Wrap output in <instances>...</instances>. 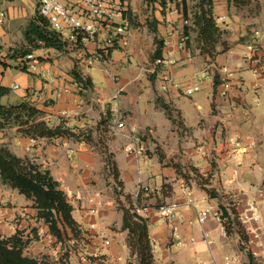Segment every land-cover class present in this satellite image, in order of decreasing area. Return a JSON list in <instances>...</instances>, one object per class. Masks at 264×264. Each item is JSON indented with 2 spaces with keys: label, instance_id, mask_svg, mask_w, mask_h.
Here are the masks:
<instances>
[{
  "label": "crops",
  "instance_id": "0c3cea01",
  "mask_svg": "<svg viewBox=\"0 0 264 264\" xmlns=\"http://www.w3.org/2000/svg\"><path fill=\"white\" fill-rule=\"evenodd\" d=\"M243 1L247 4L237 6L215 0L214 18L226 30L228 50L213 58L200 54L192 40L189 45L186 39L181 42L180 13L166 18L158 4L125 0L131 18L127 16L117 47L103 63L86 65L97 49L95 42L84 47L68 44L60 51L38 41L39 47L30 53L39 65L31 72L25 58L11 56L30 46L25 31L39 11V1L0 0V85L10 89L2 103L29 102L44 112L51 126L65 122L80 134L78 139L40 138L31 145L16 128L0 130V143L48 170L72 204L80 235L69 233L64 242H56L61 256L68 253L69 264H96L100 255L110 264H138L119 208V202L128 207L131 201L140 203V216L148 221L154 264H225L226 258L248 264L252 254L264 264V0ZM156 40L163 43L160 57H155ZM252 40L253 59L247 50ZM223 66L232 72L226 96L216 84ZM74 68L91 78L92 89L81 90L71 73ZM194 87L199 90L185 94ZM162 104L169 106L172 119ZM115 113L121 118L120 129H115ZM130 144L143 147L144 153L127 157L124 148ZM109 159L122 183L119 200L115 180L104 177L111 175ZM141 188L148 194H140ZM186 190L192 191L194 204L181 208L171 221L160 218L156 207L185 202ZM253 203L260 219L244 222ZM232 206L243 221L250 251L241 246L236 229L228 235L212 217L204 224L196 222L203 209ZM14 220L25 225L27 237L35 226L46 228L33 201L0 182L2 236L20 230Z\"/></svg>",
  "mask_w": 264,
  "mask_h": 264
},
{
  "label": "trees",
  "instance_id": "16d2710c",
  "mask_svg": "<svg viewBox=\"0 0 264 264\" xmlns=\"http://www.w3.org/2000/svg\"><path fill=\"white\" fill-rule=\"evenodd\" d=\"M148 5L158 4L165 12L171 0H145ZM189 1H194L195 5L190 6ZM235 5H245L247 1L229 0ZM215 0H177L176 7L181 14L184 27L183 35L189 45L191 40L194 42L200 54L211 58L219 53L228 50V44L223 40L226 30L218 26L214 18ZM127 14V13H126ZM130 20L131 17L126 15ZM194 37L192 39V35ZM25 37L28 44L27 48H21L13 52L11 58H25L36 47L38 41L42 42L44 48H52L64 51L67 46L49 26L46 18L38 13L34 16L28 28L25 31ZM158 49L155 57L161 56L162 42H158ZM222 46L220 52L218 48ZM117 46L108 49V54ZM1 64V62H0ZM72 76L80 86L81 90H90L93 88V82L90 77L84 76L77 68L72 71ZM220 85L219 80L216 81ZM10 93V89L0 85V130L7 128H16L19 133L29 138H76L80 136L65 122L57 126H51L44 120V112L39 110L29 102H22L18 105H5L2 98ZM170 119L172 111L168 105L162 104ZM110 117V116H109ZM110 119V118H109ZM108 166L111 175L116 182L115 194L119 198L122 196L118 187L122 183L119 181V172L117 167L109 159ZM0 182L3 185L17 190L21 195L33 201V206L37 210L39 220H42L50 234L56 239V242H64L69 238V233L74 237H79L80 229L73 218V206L65 192L61 189L48 170L42 169L39 165L28 159H22L12 153L8 147L0 143ZM129 199V197H127ZM138 204H140L138 202ZM136 206L130 202L128 207L122 206L123 211V229L128 231V244L131 251L136 255L138 264H154V255L152 242L149 235L148 221L135 212ZM222 224L228 235H231L236 229L244 240H249L245 233L240 215L235 206L230 210L220 207ZM251 255V261L248 264H260L255 261ZM0 264H69L65 258H60L57 262H47L42 258L33 256L27 251V241L22 231L14 235L4 237L0 234Z\"/></svg>",
  "mask_w": 264,
  "mask_h": 264
},
{
  "label": "built area",
  "instance_id": "2783aa9c",
  "mask_svg": "<svg viewBox=\"0 0 264 264\" xmlns=\"http://www.w3.org/2000/svg\"><path fill=\"white\" fill-rule=\"evenodd\" d=\"M39 1V14L47 19L49 22L50 29L59 36V38L66 42L67 45H77L84 47L88 42L92 41L97 44V49L93 56L86 61V65L92 66L95 63H103L106 56H108V49L113 48L119 43V36L122 35L126 28V13L127 5L125 0H38ZM177 0H171L166 8V18L172 17L179 13V9L176 7ZM224 19H220L221 23H224ZM121 20V22H119ZM107 36L103 41H99L100 36L106 34ZM185 37L182 36L181 42L185 41ZM42 45V42H38ZM256 42L252 40L247 45V50L253 57L255 51ZM253 59V58H252ZM28 63L27 69L31 72H35L38 69L39 61L38 58L33 54H28L25 57ZM158 64L162 63V60H157ZM220 77V95L226 96L229 89L231 88L232 72L229 71L227 66L221 68ZM18 85H14L13 89H18ZM165 88V87H164ZM199 87L189 88L185 91L186 95H192L198 91ZM121 94V89L118 88L116 91V98ZM115 112V111H114ZM66 116V113H63ZM115 123V129L122 128L121 118L115 113L113 117ZM36 138H30V144H36ZM145 149L141 146L134 147L131 144L124 148V152L127 157L140 156L143 154ZM147 188H141L140 194H148ZM187 200L183 203L171 202L160 204L156 207V212L165 221L173 220L178 214L179 210L184 206H191L194 204V197L191 190L185 192ZM142 206L137 203L135 212L141 214ZM95 210H91V213H95ZM249 213L243 218L244 222L253 220L258 221L260 219L257 206L253 203L249 206ZM209 217L214 218L218 222L222 223L221 213L219 210L203 209L198 213L196 222L198 224H204ZM242 221V222H243ZM225 230V228H223ZM173 230L178 232L179 227L173 226ZM43 233V232H42ZM50 236V235H49ZM194 240V239H193ZM204 240L212 245L214 241L209 238L207 233H204ZM110 241H105V245H109ZM250 240H241V246L250 251ZM253 255V254H252ZM88 260L87 258H85ZM96 264H110L106 255H100ZM130 264H136L130 262ZM225 264H233V261L226 258Z\"/></svg>",
  "mask_w": 264,
  "mask_h": 264
},
{
  "label": "rangeland",
  "instance_id": "374dc122",
  "mask_svg": "<svg viewBox=\"0 0 264 264\" xmlns=\"http://www.w3.org/2000/svg\"><path fill=\"white\" fill-rule=\"evenodd\" d=\"M189 5L190 6L195 5V2L189 1ZM253 8L255 7L253 6ZM19 59H22V58L20 57ZM26 62H21L22 66ZM14 65H16V62ZM97 67L98 65H96L94 68H97ZM104 177L106 179H108V177L109 178L111 177L112 180H114L113 177L109 173H105ZM119 203H120L119 208H121L123 206V203L122 202H119ZM14 223L16 224L18 228H20V230L15 229L16 232L25 230L23 229L25 225H22V222L20 221L17 222L16 220H14ZM30 233H31L30 234L31 236L30 235L28 237L25 236V240L27 241L28 253H30L33 256L42 258L45 261L51 262V263L57 262L60 258H65L68 261V253H65L63 256L60 255L59 247H57L58 244L56 243L54 237L50 234V232L48 230L46 231V228H43L41 225H38V226L33 227V230L31 229ZM50 240H53V241H50Z\"/></svg>",
  "mask_w": 264,
  "mask_h": 264
}]
</instances>
